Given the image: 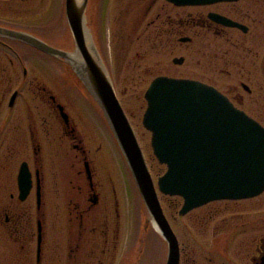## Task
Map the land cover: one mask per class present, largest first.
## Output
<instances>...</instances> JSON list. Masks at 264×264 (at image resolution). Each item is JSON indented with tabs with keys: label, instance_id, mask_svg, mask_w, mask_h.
Masks as SVG:
<instances>
[{
	"label": "flooded vegetation",
	"instance_id": "flooded-vegetation-1",
	"mask_svg": "<svg viewBox=\"0 0 264 264\" xmlns=\"http://www.w3.org/2000/svg\"><path fill=\"white\" fill-rule=\"evenodd\" d=\"M86 8L88 26L116 95L115 78L103 47L106 30L121 56V69L126 65L143 75L131 86L133 91L153 75V79L194 80L221 92L234 107L264 127V0L190 5L168 0H88ZM108 15L110 23L105 21ZM23 37L71 52L66 0H0V264H32L29 244L33 239L35 264H113L121 231L119 196L113 177L106 182L107 177L97 176L92 165L80 127L78 86L103 124L109 127L108 123L74 69L63 58L27 43ZM134 47L135 62L129 65L128 54ZM155 56L164 58L153 67L140 64ZM56 134L59 141L51 139ZM57 147L69 149L78 166L68 181H63L66 194L61 195L60 206L47 193L43 164L44 154ZM23 165L30 172L31 188L27 197L20 199ZM47 214L53 218L55 249L49 254L45 250ZM244 217L242 213L230 216L241 220H230L231 242L253 231L246 226L252 221ZM38 223L42 230L39 258ZM259 229H264V224ZM247 238L240 240L235 260L222 250L218 262H208L264 264V237ZM180 253V264L195 263L183 246Z\"/></svg>",
	"mask_w": 264,
	"mask_h": 264
},
{
	"label": "water",
	"instance_id": "water-1",
	"mask_svg": "<svg viewBox=\"0 0 264 264\" xmlns=\"http://www.w3.org/2000/svg\"><path fill=\"white\" fill-rule=\"evenodd\" d=\"M168 1L176 5L219 2ZM87 3L88 0H66L74 44L72 52L23 38L31 45L63 58L74 69L106 118L147 213L167 244L164 264H180V243L164 214L158 193L182 198L179 215H186L212 201L259 196L264 192V127L207 84L184 78H154L144 92L147 106L142 125L152 135V153L166 167L155 185L137 135L99 57L86 18ZM19 181V197L24 199L31 188L30 172L25 165L21 168ZM37 196L39 204V190ZM37 230L39 258L40 223Z\"/></svg>",
	"mask_w": 264,
	"mask_h": 264
},
{
	"label": "rangeland",
	"instance_id": "rangeland-1",
	"mask_svg": "<svg viewBox=\"0 0 264 264\" xmlns=\"http://www.w3.org/2000/svg\"><path fill=\"white\" fill-rule=\"evenodd\" d=\"M106 23H110V17L105 18ZM108 29L109 27L106 26ZM103 47L108 60L109 67L112 69V76L115 78L117 86V96L129 118L130 124L133 127L135 135H137L138 143L141 146L142 153L145 157L146 165L149 167L150 175H152L154 184L165 171V166L159 164L158 160L152 153L150 145L151 134L142 125V117L146 108L144 91L148 87L153 76L146 78L144 83L140 82L137 91H133L131 87L134 82L138 83V77H142L135 69L127 68L124 65L123 70L119 66L120 57L117 54V47L110 43L112 37L108 36V31L104 32ZM74 46V44H73ZM72 46L71 52L74 50ZM134 47L128 54L127 61L129 65L135 62ZM166 56V61H170L172 56ZM164 57H148L144 58L141 65L155 66L156 61H161ZM176 70V69H174ZM156 73V72H155ZM171 73V72H170ZM136 78V79H134ZM77 98L79 116L82 118L80 127L84 137L86 138L87 147L90 148V158L95 173L101 177H107L106 182L109 183L113 177V186H116L118 201V216L121 226L118 249L115 253L113 264H164L166 260L167 244L161 234L158 233L155 225L152 223L151 217L148 215L145 205L142 202L141 196L138 194L137 187L134 184L133 177L130 174L129 166L126 165L124 156H122L119 146H117L114 136L111 135L109 127L103 124V119L98 117L91 103L88 102L85 94L77 87ZM126 91L124 94L122 91ZM54 137V138H53ZM58 135L51 136L54 141H59ZM56 147V145H55ZM73 153L64 147L57 149H49L44 154L43 164L45 176L47 180V193L57 199L58 206L63 203L61 195L65 196L64 179L68 181L77 165H74ZM74 165V166H73ZM156 185V184H155ZM159 198L162 204L164 214L166 215L169 224L174 233H176L178 243L184 248L185 253L191 254L198 264H212L218 262L222 256V250L228 252L230 260H235L234 253L240 240L248 237L246 240L251 241L255 236L264 237V229H259L264 224V192L258 197L250 198V200L240 201H220L210 202L209 204L200 206L191 210L186 215H179L178 211L182 205V198L179 196H166L160 192ZM47 199V198H46ZM32 206L34 205L31 199ZM33 229H35V210L32 207ZM214 213L213 215H210ZM242 213L245 215V220L252 221L246 225L252 230L246 235H241L230 241V225L232 223L241 222V220H233L230 218L233 214ZM58 227L61 228V217ZM243 218V219H244ZM52 217L47 214L46 225V253L54 252V236L52 235L51 224ZM231 220V221H230ZM257 227L256 229H254ZM30 246V261L35 264V240H31ZM219 246V248L214 247ZM221 247V248H220ZM52 249V250H51ZM64 252V246H61ZM221 251V252H220ZM193 254V255H192ZM211 260V262H208Z\"/></svg>",
	"mask_w": 264,
	"mask_h": 264
},
{
	"label": "trees",
	"instance_id": "trees-1",
	"mask_svg": "<svg viewBox=\"0 0 264 264\" xmlns=\"http://www.w3.org/2000/svg\"><path fill=\"white\" fill-rule=\"evenodd\" d=\"M218 202H220V201H218ZM231 202V201H230ZM214 213H211L210 215H213ZM229 224H231L230 222H229ZM195 262V261H194ZM194 264H198L197 262H195Z\"/></svg>",
	"mask_w": 264,
	"mask_h": 264
}]
</instances>
